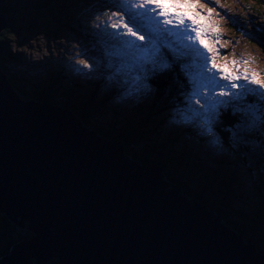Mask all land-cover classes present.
I'll use <instances>...</instances> for the list:
<instances>
[{"label": "water", "instance_id": "1", "mask_svg": "<svg viewBox=\"0 0 264 264\" xmlns=\"http://www.w3.org/2000/svg\"><path fill=\"white\" fill-rule=\"evenodd\" d=\"M120 149L72 112L21 99L0 69V213L33 233L0 264H264L161 167Z\"/></svg>", "mask_w": 264, "mask_h": 264}, {"label": "rangeland", "instance_id": "2", "mask_svg": "<svg viewBox=\"0 0 264 264\" xmlns=\"http://www.w3.org/2000/svg\"><path fill=\"white\" fill-rule=\"evenodd\" d=\"M11 1L16 4L13 10L15 15L20 16L22 14L26 16L21 18L22 22L36 24V26H33L30 30L21 31L18 33L19 36L10 35L6 41V48L12 57H8L4 65L10 73L18 74L24 79L37 81L47 78L54 71L64 69L67 73V79L70 81L80 83L82 81H92L93 79L98 80L105 86L109 96L112 97L110 106H113L117 112H120L119 107L129 103L139 110L141 117L146 118L151 107L154 113L150 117L147 127L152 128V124L156 125L155 131L159 132L158 134H167L169 131L174 132L180 127L193 126L197 136V139L193 142L200 143V146L198 148L194 147L192 152L189 153L195 156L196 161L214 169L207 170L209 173L213 171L222 174L223 168H231V170L236 171L235 168L227 164L231 160H240L244 162L245 166L253 170L254 178L259 183L256 192L253 187L251 189L247 188L246 183L243 182L248 180L251 183L250 174L247 171L239 169L234 175L238 183L234 185L239 192L237 195L246 201L239 205L237 203L239 201L236 200L234 202L235 207L251 208L254 204L252 200L258 204L261 203V200L264 202V153L261 150L262 148L259 145H249L246 137H243V142H236L234 145L229 132H227L228 141L226 144L224 143V137L219 133L220 130H217V126L225 129L234 125L225 123L223 115L227 112L231 113L232 118L241 119L239 114L233 115V107L219 110L220 115L218 121L213 124V129L214 132L219 134L222 143L215 145L211 142L212 136L201 134V129L198 126L199 118L193 124L183 123L180 112L188 107L184 96L180 95L181 104H179V107H177L178 105H170L167 100L163 99L160 95L161 89L157 85V78L161 73L149 77L147 81L150 85L149 91L136 92L131 76L125 77L122 74L115 73V66L119 65L118 57H111L114 64L113 68L107 67L109 57L105 55V45L101 40V36L89 32L85 27V20L94 17L99 10L107 7L108 0ZM199 5L200 7L197 10L207 17L206 23L210 27L219 28V32H211L209 28L210 35L208 37V42L213 44L214 50L217 52V62L221 65L227 64L229 68H232V61L235 60L240 64V71L243 72L244 61H247L249 74L257 71L260 73V78L264 79V0H212L211 3H209V0H199ZM208 8L213 9L210 17L207 15ZM200 51L207 57L211 55L202 48ZM81 53L84 54L81 55ZM168 58L173 63L170 54H168ZM201 58H184L182 61L175 62L178 63L175 70L183 75L186 82H190V76L199 71ZM79 59H86L89 63H92L93 59L99 60L101 71L83 69L80 73H77L75 67L83 68L78 64ZM186 59H188L190 65L194 66V71L187 70V74L180 67V63ZM219 75L220 73H217V76ZM110 76L112 79H109ZM11 87L16 92L13 85ZM103 92H99L98 95L101 96ZM129 92H131V95H128ZM251 97L256 98L251 100ZM248 101H252L264 111V101L259 99L258 94H249L239 103L250 104ZM192 105L199 108V105H195L194 100ZM139 113H137L138 116ZM122 118L123 116L119 118L121 122ZM159 130L163 131L160 132ZM261 139L257 143L264 148V137H261ZM144 140L146 138L138 139V142L132 143V145L139 146ZM182 140L184 141V139ZM222 160L227 163L220 164L219 162ZM198 178H200V174H196L192 180L197 181ZM257 193L260 194L259 202L257 201ZM4 238L0 226V247L4 244Z\"/></svg>", "mask_w": 264, "mask_h": 264}, {"label": "trees", "instance_id": "3", "mask_svg": "<svg viewBox=\"0 0 264 264\" xmlns=\"http://www.w3.org/2000/svg\"><path fill=\"white\" fill-rule=\"evenodd\" d=\"M15 7L16 4L11 0H0V13L6 15L7 22V26L0 32V45L3 50L0 54V69L6 74L7 80L20 97L24 100L43 102L68 110L79 119L84 127L99 136L111 141H120L124 145L125 153L131 159L139 161L143 165L153 163L159 165L163 169L165 180L178 187L183 196L197 200L206 206L220 218L224 226L241 237L246 244L254 245L258 252L264 254V202L261 200V203L258 204L252 200L253 206L245 209L234 205L236 200L239 201L237 202L239 205L246 202L244 198L237 195L239 192L234 186L238 184L234 176L235 173L239 169L247 171L250 174L251 183L248 180L243 182L246 183L247 188L253 187L256 192L259 183L254 178L253 170L240 160H231L230 163L222 160L219 162L220 164L227 163L236 171L231 168H223L222 174L213 171L209 173L207 170L214 169L196 161L195 156L189 153L194 147L200 146V143L193 142L197 139L193 126L180 127L167 134H158L159 132L155 131L156 125L150 124L152 128L147 127L150 117L154 113L151 107L146 118L141 117L139 110L129 103L119 107L120 112H117L113 106H110L112 97L98 80L93 79L80 83L70 81L67 79L64 69L54 71L47 78L37 81L24 79L18 74L10 73L4 65L5 60L12 57L6 48V41L10 35L19 36L18 33L21 31L30 30L36 26V24L23 23L21 18L26 16L15 15L13 12ZM169 63L172 62L169 60ZM182 63L188 66L187 70H193L186 60ZM177 66L178 63H175L172 70L161 73L157 78V85L161 89L160 95L163 99L167 100L170 105L179 107L181 104L180 95L182 92L190 90V85L185 81L183 75L175 70ZM99 92H103L101 96L98 95ZM249 102L252 103V101ZM120 115L123 116L122 122L119 119ZM223 119L229 125L239 121L238 118H232L230 112L225 113ZM217 130H220L219 133L224 137V143L227 144V132L223 131L221 126H217ZM250 133L242 135L247 138L246 141L249 145H259L264 153L263 146L257 143L262 140L261 137H264V124H259L258 128ZM141 138H146V140L139 146L132 145ZM196 174H200V178L197 181L192 180ZM258 193L257 201L259 202L260 194ZM0 226L5 237L4 244L0 247V259L10 253L13 244L33 236V233L27 229L28 223H26V228L17 227L2 213H0ZM42 264L55 263L51 259Z\"/></svg>", "mask_w": 264, "mask_h": 264}, {"label": "snow or ice", "instance_id": "4", "mask_svg": "<svg viewBox=\"0 0 264 264\" xmlns=\"http://www.w3.org/2000/svg\"><path fill=\"white\" fill-rule=\"evenodd\" d=\"M199 7V0H108L107 7L85 20V27L101 36L105 55L109 57L108 68L114 67L111 57L119 58L115 73L131 76L136 92L149 91V77L172 70L173 63L202 57L199 71L190 76L191 90L181 93L188 105L180 112L182 121L193 124L199 118L201 134L212 136L211 142L220 145L222 141L214 132L213 124L218 121L219 110L231 106L233 115L239 114L241 119L223 131L230 133L235 145L243 142V133L264 124V111L258 105L239 103L249 94H258L264 101V79L257 71L249 74L247 61H244L243 72L235 60L232 68L217 62V52L208 37L209 28L211 32H219V28L206 23L207 17L197 10ZM212 11V8L207 9L208 17ZM201 48L211 54L210 57L205 56ZM168 54L173 63H169ZM78 64L83 68L75 67L77 73L83 69L101 71L97 59L92 63L79 59ZM180 67L187 74L188 66L181 62ZM193 100L199 108L193 107Z\"/></svg>", "mask_w": 264, "mask_h": 264}, {"label": "bare ground", "instance_id": "5", "mask_svg": "<svg viewBox=\"0 0 264 264\" xmlns=\"http://www.w3.org/2000/svg\"><path fill=\"white\" fill-rule=\"evenodd\" d=\"M201 60V63L203 62V58H201L200 59ZM1 72L5 75V77H6V74L1 70ZM6 79H7V77H6ZM113 142H116V143H118L119 144V146H120V150H121V153H124L126 156H127V154L125 153V151H124V145L120 142V141H113ZM128 157V156H127ZM129 159H131L130 157H128ZM131 160H133V159H131ZM139 164H141L139 161H137ZM152 166H154V167H158L157 165H152ZM160 167V166H159ZM162 169V168H161ZM162 171H163V169H162Z\"/></svg>", "mask_w": 264, "mask_h": 264}]
</instances>
